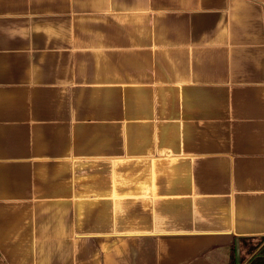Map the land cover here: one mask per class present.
Here are the masks:
<instances>
[{"label": "crops", "instance_id": "0c3cea01", "mask_svg": "<svg viewBox=\"0 0 264 264\" xmlns=\"http://www.w3.org/2000/svg\"><path fill=\"white\" fill-rule=\"evenodd\" d=\"M0 264H264V0H0Z\"/></svg>", "mask_w": 264, "mask_h": 264}, {"label": "trees", "instance_id": "16d2710c", "mask_svg": "<svg viewBox=\"0 0 264 264\" xmlns=\"http://www.w3.org/2000/svg\"><path fill=\"white\" fill-rule=\"evenodd\" d=\"M232 263H234V260L232 259Z\"/></svg>", "mask_w": 264, "mask_h": 264}]
</instances>
